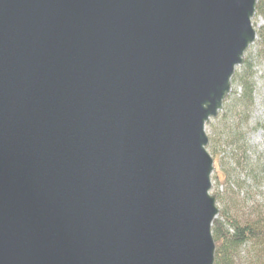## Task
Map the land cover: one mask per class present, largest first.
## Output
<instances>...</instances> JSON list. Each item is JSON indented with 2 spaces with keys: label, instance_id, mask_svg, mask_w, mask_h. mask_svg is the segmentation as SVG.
Masks as SVG:
<instances>
[{
  "label": "water",
  "instance_id": "water-1",
  "mask_svg": "<svg viewBox=\"0 0 264 264\" xmlns=\"http://www.w3.org/2000/svg\"><path fill=\"white\" fill-rule=\"evenodd\" d=\"M256 0H0V264H215L210 120Z\"/></svg>",
  "mask_w": 264,
  "mask_h": 264
},
{
  "label": "trees",
  "instance_id": "trees-1",
  "mask_svg": "<svg viewBox=\"0 0 264 264\" xmlns=\"http://www.w3.org/2000/svg\"><path fill=\"white\" fill-rule=\"evenodd\" d=\"M256 1L257 6L255 9V17L261 18L264 21V0ZM256 34L257 39L253 46L257 45L258 48L257 62L264 66V26L256 29ZM240 67H242L243 70L239 83L240 89H242V94L239 99H237V104L233 108L235 110L241 108L248 112L253 106L252 97L255 92L253 82L254 66L247 60L246 63H243ZM244 121L247 122V118ZM244 121L238 122V124L236 123L233 130H231L230 127V133L227 135L229 139H232L229 140V143L235 147L239 157L231 164L234 167L230 168L229 171H226L222 175H225L224 185L226 191L216 195L217 206L220 213L211 227L212 238L215 242V264H242L243 262H241V260L243 258H241V249L248 244L252 247L250 253L253 255L252 257H249L250 253L246 254L244 258L246 261L245 263L264 264V216L257 214L250 221H243L238 218V210L242 209V207L249 203L251 205L252 213L257 211V207L254 206L255 204L252 203L249 195L244 193H242L243 195L239 194V192L241 193L245 187L243 179L246 180V178H251L252 176L253 181L257 180L255 184H259L260 187H262L263 182H260L264 175V163H260L261 158L256 160L255 166L250 163L251 157L248 153V144H246L247 142L245 138L246 135L238 132L241 130L240 128L243 127ZM257 130L264 131V124H258ZM211 143L212 141L209 139L207 151L210 155L215 157L217 156L215 154L216 147H213ZM237 146H239V148H237ZM241 174L245 175V178L240 180L239 175ZM227 191L232 192L228 194L226 193Z\"/></svg>",
  "mask_w": 264,
  "mask_h": 264
},
{
  "label": "rangeland",
  "instance_id": "rangeland-1",
  "mask_svg": "<svg viewBox=\"0 0 264 264\" xmlns=\"http://www.w3.org/2000/svg\"><path fill=\"white\" fill-rule=\"evenodd\" d=\"M253 26L256 29L264 26V21L261 18H254L252 20ZM257 45L252 46L246 53L245 61L248 60L254 66V88L255 92L253 94V106L250 108V111H246L241 108L236 110L233 108L237 104V99H239L242 94V89H240V79L242 75V67L236 69L235 75L232 81V92L226 98V102L223 105L222 112L219 113L218 117L215 120H210V124L206 126L205 133H207L209 139L212 141V146L216 147V155L212 156L214 171L211 174V194L216 196L218 193H223L226 191L224 185V176H222L226 171H229L230 168L234 166L231 165L236 158L239 157L238 152L235 150V147L230 145L229 140L231 138L227 136L231 130L235 127L234 125L238 122L244 121L247 118V122L244 121V125L241 130L242 134L246 135V144H248V153L251 157L250 163L255 166L256 160L261 158V164L264 163V131L257 130L258 124H264V66L259 64L257 61ZM232 136V135H231ZM230 136V137H231ZM239 148V146H237ZM214 154V155H215ZM248 156V157H249ZM238 176V175H237ZM245 175H239L240 180L245 178ZM254 176V175H253ZM245 182L243 191L239 194H247L250 196L252 203L257 207V211L252 213L250 203L242 209L238 210V218L243 221H250L257 214L264 216V175L262 176V187L259 184H255L257 180L253 181V177L243 179ZM258 185V186H257ZM232 191H227L230 193ZM251 203V204H252ZM218 207V206H217ZM252 247L250 244L246 245L241 249L242 254L241 262L246 264L244 258L246 254H249ZM254 249V248H253ZM252 253L249 254V257H252ZM263 264V263H260Z\"/></svg>",
  "mask_w": 264,
  "mask_h": 264
}]
</instances>
